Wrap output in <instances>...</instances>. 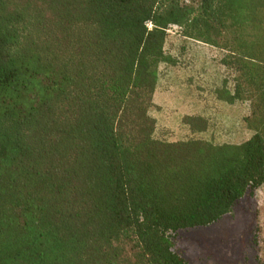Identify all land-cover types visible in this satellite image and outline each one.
I'll list each match as a JSON object with an SVG mask.
<instances>
[{"label":"trees","instance_id":"obj_1","mask_svg":"<svg viewBox=\"0 0 264 264\" xmlns=\"http://www.w3.org/2000/svg\"><path fill=\"white\" fill-rule=\"evenodd\" d=\"M235 102L251 135L206 138ZM261 185L264 0H0V264H187L174 234Z\"/></svg>","mask_w":264,"mask_h":264},{"label":"rangeland","instance_id":"obj_2","mask_svg":"<svg viewBox=\"0 0 264 264\" xmlns=\"http://www.w3.org/2000/svg\"><path fill=\"white\" fill-rule=\"evenodd\" d=\"M166 48L179 49L181 39L178 28L168 29ZM196 49L215 48L194 44ZM213 54L208 53L211 60ZM206 54V53H205ZM207 55V54H206ZM229 87L231 74L228 73ZM187 101L191 96H186ZM218 120L212 130L205 133L215 143H240L251 132L242 119L249 112L247 102H235L232 107L217 109ZM151 114L155 115L154 108ZM216 117V118H217ZM167 128L169 138H189L188 132L179 129L175 120ZM174 249L187 264H262L264 261V185L239 199L219 221L205 227L178 230L174 234Z\"/></svg>","mask_w":264,"mask_h":264},{"label":"crops","instance_id":"obj_3","mask_svg":"<svg viewBox=\"0 0 264 264\" xmlns=\"http://www.w3.org/2000/svg\"><path fill=\"white\" fill-rule=\"evenodd\" d=\"M200 75L201 79L205 80L210 76L207 73H200ZM180 91V88L175 87L167 91L156 90L154 93L153 103L156 108H154L155 115L152 114V116L156 120V125H159L160 128L171 124L173 120L179 119L182 115L201 114L197 112V107L203 104L200 103L199 105L193 101H185V99L181 98Z\"/></svg>","mask_w":264,"mask_h":264},{"label":"built area","instance_id":"obj_4","mask_svg":"<svg viewBox=\"0 0 264 264\" xmlns=\"http://www.w3.org/2000/svg\"><path fill=\"white\" fill-rule=\"evenodd\" d=\"M148 26H150V25H148Z\"/></svg>","mask_w":264,"mask_h":264}]
</instances>
